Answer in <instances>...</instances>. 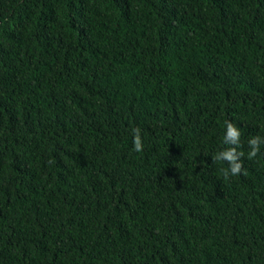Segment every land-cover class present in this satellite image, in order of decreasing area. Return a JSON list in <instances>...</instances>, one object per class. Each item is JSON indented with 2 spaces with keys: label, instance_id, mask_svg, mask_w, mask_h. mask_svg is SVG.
<instances>
[{
  "label": "trees",
  "instance_id": "16d2710c",
  "mask_svg": "<svg viewBox=\"0 0 264 264\" xmlns=\"http://www.w3.org/2000/svg\"><path fill=\"white\" fill-rule=\"evenodd\" d=\"M252 135L264 0H0V264H264Z\"/></svg>",
  "mask_w": 264,
  "mask_h": 264
},
{
  "label": "clouds",
  "instance_id": "9594fccd",
  "mask_svg": "<svg viewBox=\"0 0 264 264\" xmlns=\"http://www.w3.org/2000/svg\"><path fill=\"white\" fill-rule=\"evenodd\" d=\"M134 136V148L136 151H140L142 148V139L140 135V129H132ZM241 130L233 123H226L225 131L223 135V143L229 145V147L223 148L217 151L212 159L215 162L223 164L227 163V166L223 168L225 175H237L242 172L243 161L241 157L245 155L243 151H238L240 148ZM248 151L247 158L252 159L260 152L261 146L264 145V136L252 135L247 140Z\"/></svg>",
  "mask_w": 264,
  "mask_h": 264
}]
</instances>
